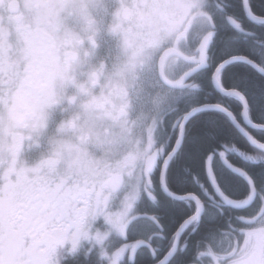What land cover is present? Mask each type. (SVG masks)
<instances>
[{
  "label": "clouds",
  "instance_id": "9594fccd",
  "mask_svg": "<svg viewBox=\"0 0 264 264\" xmlns=\"http://www.w3.org/2000/svg\"><path fill=\"white\" fill-rule=\"evenodd\" d=\"M240 34L255 39L259 62L231 59L264 74V37L233 0H0V264H143L145 254L154 264H264V183L229 158L264 163V141L245 127L264 133V122L253 124L245 95L225 86L227 60L208 77L216 95L204 107L226 113L258 151L221 141L196 159L178 152L180 140L167 151L171 118L184 138L198 111L181 104L204 91L214 37ZM174 160L207 199L172 186ZM225 169L247 191H226ZM180 207L187 214L174 215ZM210 207L223 225L191 239Z\"/></svg>",
  "mask_w": 264,
  "mask_h": 264
},
{
  "label": "trees",
  "instance_id": "16d2710c",
  "mask_svg": "<svg viewBox=\"0 0 264 264\" xmlns=\"http://www.w3.org/2000/svg\"><path fill=\"white\" fill-rule=\"evenodd\" d=\"M251 5L254 12L258 15H264V0H251ZM241 0H233V10L237 11L244 19L246 29L254 30L256 35L264 37V25H259L250 22L242 12ZM257 44L252 36L240 34L238 40L234 42L221 43L218 38L214 37V45L210 46L209 53L212 57V67L207 71H201L199 79L204 85V91L200 92L198 96L189 97L184 103L181 104L182 111H190L192 107L200 106L207 103L214 102L216 93L209 95L208 77L211 71H214L216 66L225 59L232 56L246 55L259 62V57L253 55ZM222 80L226 87H235L241 91L249 104L251 119L254 123L264 122V75L255 69L252 65L245 61H233L226 65L221 71ZM232 111L237 115L240 122H244L243 117L240 115L243 105L235 98L231 101ZM172 126L175 123V117L171 118ZM179 127V126H178ZM169 128V127H167ZM248 131L252 132L257 139L264 141V133L256 131L254 128L247 126ZM196 142V147L190 143ZM221 141H231L237 143L241 148L249 151H258L234 126L231 119L223 112L218 110H202L195 113L187 122L184 140L179 151L189 152L194 158L199 159L202 154L206 153L214 144ZM176 142V141H175ZM175 144V143H174ZM169 149L171 148L168 147ZM234 163L247 169L256 183H264V163H248L242 161L235 154H230L229 157ZM193 171H197L195 166ZM169 182L173 187L179 183L181 187L179 191H192L195 190L203 197V191L196 183L193 175L186 174L183 170L177 176V162L174 160L170 163L169 170L166 173ZM198 178L203 181L205 187L209 192L214 193L210 182L206 178L204 168L201 166L198 169ZM221 185L231 194H238L245 192L248 189L247 180L238 173H233L224 170L221 176ZM207 199L206 197H203ZM225 216L231 212V209L225 208ZM187 214V209L180 207L174 215L182 216ZM225 217L219 216L214 207H210L209 215L206 216L199 229L191 239L202 235L215 228L218 224L223 225ZM143 264H154L152 257L145 254L142 258ZM184 257L177 256L178 264H182Z\"/></svg>",
  "mask_w": 264,
  "mask_h": 264
},
{
  "label": "water",
  "instance_id": "95a60500",
  "mask_svg": "<svg viewBox=\"0 0 264 264\" xmlns=\"http://www.w3.org/2000/svg\"><path fill=\"white\" fill-rule=\"evenodd\" d=\"M225 60H227L228 61V63L227 64H224V66L222 67V69H221V71L223 70V68L226 66V65H228L229 63H231V62H233V61H243V60H232L231 59V57H229V58H227V59H225ZM224 60V61H225ZM246 62V61H245ZM264 75V74H263ZM207 104H209V103H207ZM204 105H206V104H203V105H200V106H196L197 108H198V111H196L195 113H197V112H199V111H202V110H216V109H214V108H210V107H204ZM191 111V110H190ZM195 113H192V115L193 114H195ZM226 114V113H225ZM192 115H190L189 117H188V119L184 122V133H185V131H186V125H187V122H188V120L190 119V117L192 116ZM227 115V114H226ZM228 116V115H227ZM232 121V120H231ZM233 122V121H232ZM253 122V121H252ZM242 123V122H241ZM244 123V122H243ZM233 124H234V126L239 130V132L248 140V138H247V136H245L244 135V133L236 126V124L233 122ZM253 124H255L254 122H253ZM247 126H249V125H245V127H247ZM185 135V134H184ZM178 140H180V142H181V145H182V143H183V140H184V138H181V135L179 134V137H178V139H177V141ZM177 141H176V143H177ZM249 141V140H248ZM250 142V141H249ZM176 143H175V145H174V147L176 146ZM251 143V142H250ZM254 146V145H253ZM173 147V148H174ZM255 147V146H254Z\"/></svg>",
  "mask_w": 264,
  "mask_h": 264
},
{
  "label": "flooded vegetation",
  "instance_id": "af4514ba",
  "mask_svg": "<svg viewBox=\"0 0 264 264\" xmlns=\"http://www.w3.org/2000/svg\"><path fill=\"white\" fill-rule=\"evenodd\" d=\"M101 51H104V49H101ZM167 127H169V128H166V132H167L166 138L168 140V147L171 146L170 149L167 148V151H171L173 146H174L175 141L177 140V138L179 136L180 129H179L178 125L175 127H173L171 125L167 126ZM162 165H163V161H161V167H162ZM158 177H159V169L157 171V179H158Z\"/></svg>",
  "mask_w": 264,
  "mask_h": 264
},
{
  "label": "bare ground",
  "instance_id": "6f19581e",
  "mask_svg": "<svg viewBox=\"0 0 264 264\" xmlns=\"http://www.w3.org/2000/svg\"><path fill=\"white\" fill-rule=\"evenodd\" d=\"M218 65H219V64H218ZM218 65H217V66H218ZM193 115H194V114H193ZM193 115H192V116H193ZM192 116H191V117H192ZM248 130H249V129H248ZM185 132H186V131H185ZM176 141H177V140H176ZM175 143H176V142H175ZM174 145H175V144H174ZM173 147H174V146H173Z\"/></svg>",
  "mask_w": 264,
  "mask_h": 264
}]
</instances>
